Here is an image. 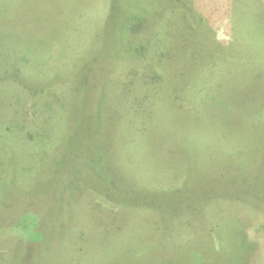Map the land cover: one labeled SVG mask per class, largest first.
<instances>
[{
	"label": "rangeland",
	"instance_id": "1",
	"mask_svg": "<svg viewBox=\"0 0 264 264\" xmlns=\"http://www.w3.org/2000/svg\"><path fill=\"white\" fill-rule=\"evenodd\" d=\"M68 1L0 0V264H264V0H195L204 12L194 8L193 19L184 1L126 0V6L145 1L161 9L157 58L186 103L158 112L144 102V111L152 110L141 127L147 142L131 150L133 195L142 182L148 195L167 194L172 199L161 205L174 207L179 223L128 225V234L149 231L143 239L150 246L115 237L113 215L137 212L118 210L88 185L104 173L105 159L85 171L79 204L71 185L76 169L52 174L62 158L72 167L67 156H74L84 112L73 96L86 91L78 81L93 63L118 56L122 25L135 23L120 15V1L106 12L108 0H73L75 13L66 18ZM213 8L215 21L205 14ZM201 98L222 104L226 125L212 120L213 105L195 107ZM133 112L113 113L115 128L101 129L102 147L131 145L142 124ZM105 172L112 175L115 166ZM168 182L176 186L158 192L163 188L155 186ZM37 184L45 189L30 194ZM199 194L212 205L186 213L188 203L179 197L195 202ZM134 216L149 222L147 213ZM155 228L169 239L160 243ZM239 229L246 251L237 243Z\"/></svg>",
	"mask_w": 264,
	"mask_h": 264
},
{
	"label": "trees",
	"instance_id": "2",
	"mask_svg": "<svg viewBox=\"0 0 264 264\" xmlns=\"http://www.w3.org/2000/svg\"><path fill=\"white\" fill-rule=\"evenodd\" d=\"M118 1L122 3L120 6V15L128 19H135V23L131 25H122L120 34H118L117 37L119 41L121 40V44L119 43L120 45L114 48V51H118V53L116 52L118 56L109 59L104 65H95L93 63L85 70V77L78 81V84H81L86 91L83 95L78 94L73 96L74 99L76 98L75 104L82 105L84 112L82 117L83 127L77 131L79 137L73 140V149L70 150L71 153H74V156H67L66 162L72 165V167L68 165V167H66L65 163L62 162V158L52 166V174L55 176H60V174L69 175L74 173L76 169L78 179L76 178L77 180L75 183L71 182V185L73 184V194L77 197L75 201L79 204L80 200L85 196V185L82 180L85 178V171L89 169V167L90 171H94L95 164H97L101 158L105 159L104 173L102 172L98 178L88 183V185L96 189L97 195H102L105 199L112 201L111 203L114 204L115 208L118 210H128L131 213H134V211L137 212L131 215L127 214V216L124 217H119L117 214L113 215L111 219L112 222H118L116 225L115 237L117 236L120 239L134 238L137 240L140 239V241L145 240L147 246H150L146 239H143L145 233H149V231L141 229L139 230L140 233L137 232L138 234L135 233V231L133 233L134 235L128 234L126 233V230L130 228L128 225H133L132 223L135 222V225H166L170 227V225H179V223L174 222V218L177 216V214H172L174 207L168 206L169 204H167V202L166 205H161V202L172 199L168 197L167 194L159 195L158 193H149L148 195V192L145 190L148 186L142 182L133 195L131 184L134 177L130 172L132 166H136L137 164L132 159L131 150L136 149L134 148L136 145L146 144L147 142L145 141V143H142L144 134L147 130L141 127L144 126L143 120L148 113L144 111V102H149L151 109L158 112H175L180 101L182 102L183 93L181 89L171 83V72H166V70L163 69L165 67L161 65L159 58H157L159 40H164V36L161 35L163 13L158 4H154V2L137 1L135 5L130 7L126 6V0H108L110 6L108 4L105 11L108 12L109 8L112 10L114 8L113 5ZM172 1L174 3L177 0H171V3ZM178 1L187 3L182 5L187 18H194V8H196L197 12L199 11L202 14L204 12L202 4L196 3L195 0ZM203 1L208 2V0ZM67 4L68 10L71 12L68 11L66 13V10L63 12L66 18L69 17L70 13H75L73 0L68 1ZM174 8L175 6L173 5L168 15L170 21L173 20L175 24V19L172 18ZM216 13H219V11L213 8L212 12L205 14L209 17L216 18L218 16L214 15ZM213 20L215 21L214 18ZM156 43L158 45L155 46ZM119 53L121 55H119ZM159 66H161V69ZM91 81L95 83L90 84ZM182 103L186 104L185 102ZM207 104L213 105L212 112H210L212 120H214L216 124L226 125L228 114L224 112V109L223 111L220 109L222 104L218 105L216 101L207 102L205 98H201L195 104V107L205 111L207 110ZM113 106L116 108L112 109ZM120 109H125V112L128 110L131 112L134 110L139 112L137 114L141 119L138 120L142 123L139 130H137L139 134L133 137L131 145L127 143H117V145L108 144L107 148L102 147L100 136L101 129L104 130L106 128L112 131V129L115 128L116 122L113 113L119 115ZM181 109L182 108H180V110ZM151 111L150 113H152ZM150 113L148 114L152 115ZM205 123L209 126L212 121L210 124L207 121ZM7 138L8 137L5 135L2 141H6ZM105 138L107 139V135ZM5 151L6 154H8L7 147H5ZM111 164L113 167L115 166V172L112 175L105 172ZM88 175L89 174H86V177ZM164 185H166V183H162L155 187H162L163 190L158 192H163L172 189V187L176 186V183L168 182L166 186ZM51 188H55V185L51 184L48 189ZM44 189L43 184H37L30 194L36 190L40 192ZM175 192L176 189L172 193V196H174ZM197 196H199V198L197 197L195 202L188 198L189 196L179 197L182 198L179 199L180 201L184 199L183 201L188 203L187 206L184 207L186 213L193 210L195 206L197 207H195V211H197L212 205L208 195L199 194ZM261 199H264V197ZM250 206L257 208L259 213L263 214V208L253 204H250ZM139 212L147 213V220H149V222H146L144 219L143 221L136 220L137 217L134 215L139 214ZM71 221L73 222V217ZM153 232L158 234L160 243H164L165 239H169V236L163 233L160 228H155ZM130 235L132 237H130ZM85 238L80 241H83ZM245 240V236L242 235V231L239 229L237 243L241 249L243 247V251H246ZM141 244L144 243L142 242ZM254 248L255 245L251 243L249 250H254ZM125 251L127 257L130 258V256H134L131 250L125 249ZM198 263L199 262L195 263L190 260L186 264ZM199 264L204 263L202 262Z\"/></svg>",
	"mask_w": 264,
	"mask_h": 264
}]
</instances>
